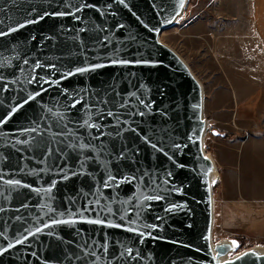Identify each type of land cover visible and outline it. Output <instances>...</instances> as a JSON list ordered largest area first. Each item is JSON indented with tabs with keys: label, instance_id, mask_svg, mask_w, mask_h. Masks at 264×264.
<instances>
[{
	"label": "water",
	"instance_id": "obj_1",
	"mask_svg": "<svg viewBox=\"0 0 264 264\" xmlns=\"http://www.w3.org/2000/svg\"><path fill=\"white\" fill-rule=\"evenodd\" d=\"M188 1L0 0V264H264L212 244Z\"/></svg>",
	"mask_w": 264,
	"mask_h": 264
},
{
	"label": "rangeland",
	"instance_id": "obj_2",
	"mask_svg": "<svg viewBox=\"0 0 264 264\" xmlns=\"http://www.w3.org/2000/svg\"><path fill=\"white\" fill-rule=\"evenodd\" d=\"M253 3L254 0H189L182 15L160 34V40L184 59L202 84L203 115L208 126L204 135V149L211 157L215 150L223 151V146L217 145L219 141L235 139L241 143L244 135L248 134L243 129L225 131L222 128V134L217 135L211 132L218 129L209 123L213 108H221L227 101L226 77L250 73L247 76L252 79L262 77L264 84V55L260 56L264 52L257 49L254 39ZM261 63L262 72L258 67ZM220 113L217 117L223 118ZM234 133L236 138H233ZM218 172L223 179L219 169ZM234 172L237 175L238 170ZM219 177L213 185L212 242L233 240L236 250L230 256L256 245L264 246V224L259 217L262 212L256 215V211H242L237 186H225Z\"/></svg>",
	"mask_w": 264,
	"mask_h": 264
},
{
	"label": "crops",
	"instance_id": "obj_3",
	"mask_svg": "<svg viewBox=\"0 0 264 264\" xmlns=\"http://www.w3.org/2000/svg\"><path fill=\"white\" fill-rule=\"evenodd\" d=\"M259 1V4L258 0L253 3V30L257 49L264 52V0ZM258 67L262 72L263 64ZM247 74L250 73L226 77V104L213 108L209 123L211 127L221 129H215L219 134H222V128L225 131L243 129L245 134L248 133L241 143L235 139L219 141L217 145L223 146V151L215 150L213 157L223 177H219L221 184L237 186L240 209L256 211V215L261 211L259 217L264 224V84L262 77L252 79ZM218 113L223 118L217 117ZM234 134L233 138H236Z\"/></svg>",
	"mask_w": 264,
	"mask_h": 264
},
{
	"label": "bare ground",
	"instance_id": "obj_4",
	"mask_svg": "<svg viewBox=\"0 0 264 264\" xmlns=\"http://www.w3.org/2000/svg\"><path fill=\"white\" fill-rule=\"evenodd\" d=\"M250 133V132H249ZM206 152V151H205ZM206 154H209V153H207L206 152ZM210 156H212L211 154H209ZM212 158V160H213V157H211ZM215 161V160H214ZM214 165H215V170H214V172L212 173V176H211V181L213 182V184L212 185H214V183H215V180L216 179H218V177H219V172H218V169H217V166H216V163H214ZM213 202H214V198H213ZM221 242H223V243H227V244H229L231 247L233 246V243H232V241H230V240H227V239H225V240H223V241H221ZM212 244H214L213 242H212ZM254 250H257L258 252H262V251H264V246H262V245H256V246H254V248H253ZM229 254H231V253H228L226 256H222V257H220V260H223V259H229V258H232L233 256H230Z\"/></svg>",
	"mask_w": 264,
	"mask_h": 264
},
{
	"label": "snow or ice",
	"instance_id": "obj_5",
	"mask_svg": "<svg viewBox=\"0 0 264 264\" xmlns=\"http://www.w3.org/2000/svg\"><path fill=\"white\" fill-rule=\"evenodd\" d=\"M121 2H123V0H121ZM21 26H23V25H21ZM4 34L5 33L0 32V35H4ZM80 71H83V69H80ZM29 99H32V97H29ZM89 126L91 127L92 125H89ZM94 222L99 223L100 221H94ZM37 231H39V229H37ZM17 243H20V241H17ZM233 243L235 244V242H233ZM9 247H11V245H9Z\"/></svg>",
	"mask_w": 264,
	"mask_h": 264
}]
</instances>
